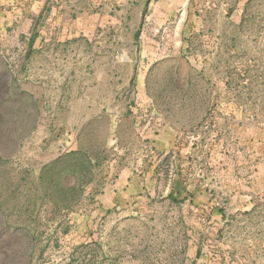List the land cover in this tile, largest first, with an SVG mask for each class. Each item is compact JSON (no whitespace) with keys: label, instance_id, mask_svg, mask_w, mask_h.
<instances>
[{"label":"rangeland","instance_id":"rangeland-1","mask_svg":"<svg viewBox=\"0 0 264 264\" xmlns=\"http://www.w3.org/2000/svg\"><path fill=\"white\" fill-rule=\"evenodd\" d=\"M0 264H264V0H0Z\"/></svg>","mask_w":264,"mask_h":264},{"label":"trees","instance_id":"trees-1","mask_svg":"<svg viewBox=\"0 0 264 264\" xmlns=\"http://www.w3.org/2000/svg\"><path fill=\"white\" fill-rule=\"evenodd\" d=\"M81 151V150H80ZM74 155H76V154H78V153H80L81 154V152H72ZM83 153V152H82ZM99 158V157H98ZM57 161V160H56ZM55 162H52L50 165H53ZM81 164H82V169L79 171V174L78 175H76L77 176V180H78V182H86V181H84V179H86V177H87V174H86V171L83 169L84 168V162H81ZM47 167H45L44 168V170H47L46 169ZM53 174V173H52ZM54 175V174H53ZM64 176H65V174H64ZM87 180H90V179H87Z\"/></svg>","mask_w":264,"mask_h":264},{"label":"crops","instance_id":"crops-1","mask_svg":"<svg viewBox=\"0 0 264 264\" xmlns=\"http://www.w3.org/2000/svg\"><path fill=\"white\" fill-rule=\"evenodd\" d=\"M171 1H175V3H177V2H178V0H171Z\"/></svg>","mask_w":264,"mask_h":264}]
</instances>
